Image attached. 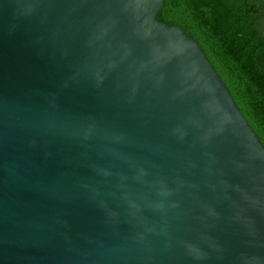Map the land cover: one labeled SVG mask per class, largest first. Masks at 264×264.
Here are the masks:
<instances>
[{
	"label": "water",
	"instance_id": "water-1",
	"mask_svg": "<svg viewBox=\"0 0 264 264\" xmlns=\"http://www.w3.org/2000/svg\"><path fill=\"white\" fill-rule=\"evenodd\" d=\"M163 0H0V264H264V142Z\"/></svg>",
	"mask_w": 264,
	"mask_h": 264
},
{
	"label": "trees",
	"instance_id": "trees-1",
	"mask_svg": "<svg viewBox=\"0 0 264 264\" xmlns=\"http://www.w3.org/2000/svg\"><path fill=\"white\" fill-rule=\"evenodd\" d=\"M157 19L199 39L264 142V0H163Z\"/></svg>",
	"mask_w": 264,
	"mask_h": 264
}]
</instances>
